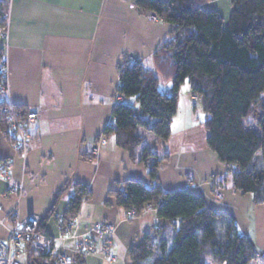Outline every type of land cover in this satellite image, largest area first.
Here are the masks:
<instances>
[{
	"label": "crops",
	"instance_id": "0c3cea01",
	"mask_svg": "<svg viewBox=\"0 0 264 264\" xmlns=\"http://www.w3.org/2000/svg\"><path fill=\"white\" fill-rule=\"evenodd\" d=\"M203 8L218 12L225 22L232 13L231 0H209ZM7 17L8 36L2 46L8 87L0 100L37 114L29 126L26 155L19 154L13 140L0 130V159L13 164L10 176L0 177V220L7 227L16 217L43 218L61 192L54 216L45 226L51 254L56 258L74 255L77 242L91 226L111 223L115 232L110 256L116 262L103 254V242L97 239L96 254L83 264H131L129 250L156 231L157 211L149 206L129 217L118 206L115 193L132 180L147 186L158 183L165 191L187 189L200 194L208 207L230 215L256 251L252 264H263L264 203L256 204L251 194L234 188L233 169L219 162L206 140L191 143L188 131L195 122L186 119L184 132L174 135L171 131L166 143L140 130L144 142L138 157L145 152L167 156L156 182L149 179L147 163L132 161L114 136L103 135L113 123L115 105L137 107L133 98H117L118 66L125 57L139 60L158 77L162 91L171 94V82L157 74L154 54L172 39L173 25L154 19L134 0H10ZM77 184L86 186L90 196L77 213L76 237L62 241L59 230ZM18 185L23 186L20 195L11 192ZM0 238L8 239L1 227Z\"/></svg>",
	"mask_w": 264,
	"mask_h": 264
},
{
	"label": "trees",
	"instance_id": "16d2710c",
	"mask_svg": "<svg viewBox=\"0 0 264 264\" xmlns=\"http://www.w3.org/2000/svg\"><path fill=\"white\" fill-rule=\"evenodd\" d=\"M209 0H134L145 12L174 26L172 39L154 54L157 74L172 84L171 94L162 91L158 77L139 60L125 57L118 66V95L135 99L137 107L118 103L113 123L103 135L114 136L132 161L147 163L148 176L158 180V168L166 159L138 149L144 142L140 130L166 143L178 113L179 93L188 82L192 96L205 114L206 145L221 164L231 170L234 188L251 194L256 204L264 203V0H231L232 13L225 22L203 5ZM9 0H0V27L8 20ZM5 51L0 44V66ZM0 73V95L5 87ZM0 100V130L8 132V119ZM23 111V110H22ZM25 112V111H24ZM255 124V125H254ZM151 159L150 161H148ZM148 161V162H147ZM61 192L48 213L40 218L38 231L46 235V223L55 213ZM90 192L81 184L68 201L67 215L79 212ZM119 207L140 215L151 206L157 211L161 228L146 234L130 248L131 264H252L256 251L240 234L234 219L208 207L205 198L187 189L165 191L158 183L147 186L128 181L115 193ZM31 252L26 264H57L49 251Z\"/></svg>",
	"mask_w": 264,
	"mask_h": 264
},
{
	"label": "built area",
	"instance_id": "2783aa9c",
	"mask_svg": "<svg viewBox=\"0 0 264 264\" xmlns=\"http://www.w3.org/2000/svg\"><path fill=\"white\" fill-rule=\"evenodd\" d=\"M10 1V0H9ZM156 19V16L153 15ZM8 36L7 25L0 27V44L6 40ZM0 73L4 75L5 87L3 92L8 87V67L6 62L0 66ZM121 100V96H117ZM198 100V98L196 97ZM8 119L7 130L16 138L14 142L15 150L26 155L28 144L30 141L29 126L37 119V114L31 111L24 112L13 103H7L3 109ZM13 171V164L7 159H0V177H9ZM23 191V186L18 185L11 190L19 195ZM218 198H222L221 195ZM129 217H134L133 211H128ZM161 221L155 219L157 228H161ZM40 225V217L30 215L25 219L16 217L12 222L11 227H7L4 220H0V227L8 232V239L0 238V264H26L19 261L20 257H27L31 252L43 253L49 249V237L41 234L38 231ZM79 225L77 214L67 215L64 218L63 224L59 230V239L66 241L76 236L73 234L74 228ZM115 232V227L111 223H101L91 226L87 231V236L79 240L76 244L75 254L72 256L63 255L59 258L57 264H83V262L96 254V241L99 239L103 242V254L113 263L116 262L115 257L110 256V248L112 245V236ZM260 260L264 264V251L260 254Z\"/></svg>",
	"mask_w": 264,
	"mask_h": 264
},
{
	"label": "rangeland",
	"instance_id": "374dc122",
	"mask_svg": "<svg viewBox=\"0 0 264 264\" xmlns=\"http://www.w3.org/2000/svg\"><path fill=\"white\" fill-rule=\"evenodd\" d=\"M153 15V14H152ZM156 19H158L156 17ZM173 37V36H172ZM192 91L190 89V86L188 82H186L181 87V93L178 100V115L175 118L176 124L172 126V131L174 135H177L180 130L182 133L184 132V121L186 119H189V121L195 122L194 125L190 123V126H192V129H189L188 134L191 136V140L193 145L201 144L202 141L206 140V132L203 128V122L205 120V114L203 112L202 106L200 101L196 99V97H193L192 99ZM193 114V115H192ZM192 115V116H191ZM191 117V118H190ZM192 119V120H190ZM255 125V124H254ZM177 131V133H176ZM19 261L22 263H27L28 259L27 257H20ZM210 264H213V262L210 261Z\"/></svg>",
	"mask_w": 264,
	"mask_h": 264
},
{
	"label": "water",
	"instance_id": "95a60500",
	"mask_svg": "<svg viewBox=\"0 0 264 264\" xmlns=\"http://www.w3.org/2000/svg\"><path fill=\"white\" fill-rule=\"evenodd\" d=\"M31 264H35V263H31Z\"/></svg>",
	"mask_w": 264,
	"mask_h": 264
}]
</instances>
